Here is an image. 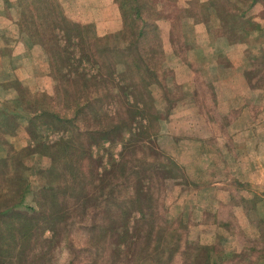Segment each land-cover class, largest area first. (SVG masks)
I'll return each mask as SVG.
<instances>
[{
	"label": "rangeland",
	"instance_id": "rangeland-1",
	"mask_svg": "<svg viewBox=\"0 0 264 264\" xmlns=\"http://www.w3.org/2000/svg\"><path fill=\"white\" fill-rule=\"evenodd\" d=\"M12 1L0 0V74L16 77L0 81V112L18 125L0 134V156L9 173L27 166L17 210L39 222L27 249L0 264H264V1L127 0L149 25L136 46L150 59L145 82L129 74L135 33L122 22L124 0L36 2L53 61L21 26L30 0ZM58 22L85 28L83 49ZM119 32L117 45L94 41ZM64 76L73 80L56 95ZM20 92L51 96L44 107L69 119L37 123L34 134L53 152L71 140L70 165L28 136L35 107L16 106ZM128 105L139 111L132 121Z\"/></svg>",
	"mask_w": 264,
	"mask_h": 264
},
{
	"label": "trees",
	"instance_id": "trees-1",
	"mask_svg": "<svg viewBox=\"0 0 264 264\" xmlns=\"http://www.w3.org/2000/svg\"><path fill=\"white\" fill-rule=\"evenodd\" d=\"M20 3V0H17ZM39 0H30L29 4L24 3L23 6L21 7V26L23 27L24 33L35 40L39 45H41L48 53V56H50V59L53 61L54 58V52H53V42L55 43V38L54 35L48 36V30L49 28L47 27V23L45 22V17L44 15L37 14V8H36V2ZM256 0H250V3L254 2ZM264 1V0H263ZM17 2V3H18ZM125 5L122 4V2L118 3V8L120 11V15L122 17V22L124 23V27L126 26V31H134L135 33V40L130 42L129 44L126 45L125 48L132 47L133 49V57H131L130 63L128 66H131L130 68L132 69L131 72L129 70L128 73L130 74V77L132 79L136 78L135 75H137L138 79L142 82H145L147 77L152 76L151 74V69L148 67L149 66V60L146 57H143L139 54V49H137V43H138V38L139 37H146L147 36V29H148V24L147 21L143 18L140 19V13H139V8L134 5V6H128L129 3L127 0H124ZM19 5V4H18ZM53 10L51 5H48L46 8V11L49 12ZM27 14L25 15V13ZM20 26V29H21ZM55 28L60 29L64 33V37H66V40L68 41V38L70 36L76 37L78 42V46L80 49H83L84 47H81V40H82V32L85 28H81L79 25L74 24V23H69V24H62L58 22L57 25H54ZM81 28V29H80ZM19 29V30H20ZM22 31V29L20 30ZM52 33V32H51ZM123 32L119 33H113L110 36H106L104 38H94V41L96 40L97 43L103 42V44L106 46L108 44V39L111 38L113 41V45H117V38L119 35H121ZM94 45V44H93ZM100 44H98L99 47ZM125 46V45H123ZM122 46V47H123ZM98 47H94L95 49L98 50ZM124 49V48H123ZM120 52H122V50ZM100 51L106 50V48L102 47L99 49ZM98 50V52H100ZM118 52V51H117ZM59 53L56 54V56ZM132 55V53H130ZM54 57V58H53ZM60 60H62L59 57ZM68 58L66 57L65 61H67ZM51 61V62H52ZM141 66V68H138ZM79 73V72H78ZM76 74V76H79V78H83L82 74ZM75 74V73H73ZM65 76L63 77V85L60 87H57L54 94H58L59 91H63L64 93L67 90V83L68 80L71 81L73 80V76ZM100 77V76H99ZM70 78V79H69ZM61 79V77H60ZM84 79V78H83ZM86 82V80H84ZM20 92L19 95V100H17V103H14L16 106L18 104L22 103V101H28L32 102V105L34 110H32L30 113L27 114L26 117H24V121H26V128H27V134L28 136L36 143V147H41L43 149H47L50 151L52 149V143L44 144L42 143L41 140H39L35 134H34V128L36 127L37 123L42 124V126H48L52 127L59 122L61 123H67L69 122V119L65 117H59L55 112H49L44 105H46L45 102H52V97L51 96H46L45 94H41L40 97L33 98L32 101L29 98H24L23 93ZM47 100V101H46ZM130 106V107H129ZM128 108L133 109L129 110L128 113V118L132 121L134 118V114H138L139 111L136 110V108H132L131 105H128ZM18 116H12L9 115L5 112H0V134L2 135H12L15 132V129L17 128L18 123L15 121ZM18 119V118H17ZM47 119V120H46ZM52 125V126H49ZM113 129H120V126H114ZM127 129H130L129 127ZM147 129V126L142 125V133H145ZM60 140L59 143L62 144V147H60L58 150L50 151V160H54V158H57L56 155H58V158L61 157L67 162V165L71 164V157L75 154V151L77 149L70 147V141L68 139ZM6 145V142L4 139L0 138V145ZM57 144V143H56ZM1 149V147H0ZM59 152L64 153L63 155L59 154ZM38 153L43 154L41 152ZM61 155V156H59ZM8 157L0 156V178H3L4 176H7L6 174V166L7 162L9 160ZM27 166L19 163L16 166H13L11 168V172L9 173V178L7 181H5L4 186L0 187V191L2 193L0 194V263H2L3 259L1 256L4 258H7V256H11L13 254V250L17 249V253H23V250L27 249L28 247V241L30 236L32 235V227L34 224L38 223L37 217L35 215H27L25 212L17 210L18 207L22 205L23 201V196L25 193L28 191V184L26 180L24 179V170H26ZM53 170V165H49L46 170L43 172H47V174H50L48 177H50V180L48 179L47 182V189L49 191L53 190V180H51V174ZM9 186H5V185ZM3 188L7 189L4 190ZM8 263V259L5 264Z\"/></svg>",
	"mask_w": 264,
	"mask_h": 264
},
{
	"label": "crops",
	"instance_id": "crops-1",
	"mask_svg": "<svg viewBox=\"0 0 264 264\" xmlns=\"http://www.w3.org/2000/svg\"><path fill=\"white\" fill-rule=\"evenodd\" d=\"M8 1V5L9 6H11V7H13L14 5H16V3L15 2H11V0L9 1V0H7ZM1 38V37H0ZM2 40H0V61H3V57L4 56H6V52L4 51V46L2 47ZM34 46H36V47H34V51H36V50H38V52L39 51H41L40 49V46H37V45H34ZM2 65V64H1ZM3 69H5V67H3ZM16 77V74H12V75H10L8 72H6L5 70H4V72H2L1 74H0V81H8V80H10V79H14ZM19 78V77H18ZM2 83V82H1Z\"/></svg>",
	"mask_w": 264,
	"mask_h": 264
}]
</instances>
